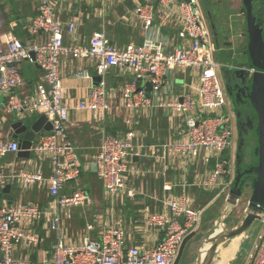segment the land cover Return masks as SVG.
I'll return each instance as SVG.
<instances>
[{
  "label": "built area",
  "instance_id": "2783aa9c",
  "mask_svg": "<svg viewBox=\"0 0 264 264\" xmlns=\"http://www.w3.org/2000/svg\"><path fill=\"white\" fill-rule=\"evenodd\" d=\"M37 1V12L27 26L33 41L13 36L0 40V94L7 114L22 121L34 113L43 114L52 128L36 136L29 149L33 157L22 161L21 168L16 163L0 165V187L14 183L27 190L41 189L49 201L45 206L22 199L0 201V264H36L26 256H17L16 252L30 251L39 244L37 226L42 221L43 229L55 233L56 244L51 257H43L38 264H176L185 240L200 229L204 211L193 208L184 192L164 193L163 210L144 214V225L160 234V239L151 246L129 245L126 231L110 225H97L99 231L94 239L90 235L96 229L94 222L78 233V243L69 242L65 225L69 210L89 207L92 197L82 187L65 191L66 184L79 181L82 166L68 137L67 125L71 111L90 114L101 122L114 112L119 114L126 131L122 135H104L92 162L108 197L113 198L121 191L133 197L135 191L128 186V176L136 169L127 159L143 149L153 148L141 139L138 141L135 126L141 114L164 109L182 118L185 135L184 141L170 143L165 148L179 156L184 166L199 158L208 163L210 158L217 157L201 185L206 190L217 186L220 194L228 189L227 197L235 174L234 159L232 155L229 159L221 158L220 154L233 145L234 119L221 69L234 66L216 60L218 47L200 0H158L156 6L149 0L137 4L133 15L141 25L144 38L141 43L123 46L112 43L103 30L92 33L86 43L80 41V15L63 21L57 13L58 0ZM72 1L89 4L108 0ZM156 18L164 25L176 21L175 35L160 38L157 28V36L153 38L149 31ZM65 37L70 41L66 43ZM64 57L88 61L98 77L86 97L74 104L64 101L66 91L60 69ZM23 60L38 66L42 75L32 89L19 94ZM237 67L245 69L249 77L253 73L249 65ZM112 69L131 76L122 85L119 103L112 100L113 95L107 89V75ZM187 70L197 78V84L183 82L177 96L161 100L166 82L174 84L175 75ZM76 75L90 78L86 71ZM146 83L151 85L149 91ZM224 107L228 115L223 114ZM210 112L214 115L207 114ZM19 150L18 141L0 129V158ZM44 161L50 168L47 174L42 166ZM222 176L228 177L227 182H219ZM163 188L170 190L168 186ZM244 264H264V217L258 223Z\"/></svg>",
  "mask_w": 264,
  "mask_h": 264
},
{
  "label": "crops",
  "instance_id": "0c3cea01",
  "mask_svg": "<svg viewBox=\"0 0 264 264\" xmlns=\"http://www.w3.org/2000/svg\"><path fill=\"white\" fill-rule=\"evenodd\" d=\"M145 1L149 0H108L104 3L96 1L89 4L75 3L72 0H58L57 13L63 21L68 20L69 16L80 15L79 33L82 37L80 41H84V43L87 42L92 33L103 30L111 42L118 46L131 42L138 44L141 43L144 37L141 32V25L133 15V10L137 4ZM150 1L153 4L155 2V0ZM37 8V0H0V40H6L13 36L22 41H33V37L27 31V26L30 18L37 12ZM177 27L176 21L173 24L164 25L160 24L156 18L153 29L149 31V34L153 38L156 37V29L159 28L158 36L160 38L172 37L175 35ZM213 38L215 40L216 37L213 35ZM69 41L65 37V42ZM60 69L66 91L64 99L66 103L74 104L79 99L85 98L90 87L98 82L96 72L88 61L64 57L62 58ZM82 71H86L90 78L86 79L76 75ZM20 73L23 83L17 89V92L23 94L32 89L33 84L41 77L42 70L29 61L23 60L20 63ZM179 74L181 77L177 78L175 75L176 81H174V84L166 82L164 93L160 96L161 100L165 97L177 96L178 94L175 93L177 84L181 85L183 82L197 84L198 82L197 78L193 77L189 70L184 74ZM130 79V75H121L117 69H112L107 75V89L109 94L113 95L112 100L115 103H119L123 83ZM0 95V129L12 138L10 125L17 118L14 115L11 118V114L5 112L4 97L2 94ZM193 97L196 98L195 93ZM231 111L235 117L236 111L234 112L232 106ZM207 114L210 116L214 115L212 112ZM33 115H35V119L39 116L37 113ZM117 115L119 114L114 112L112 116H108L101 122L95 121L90 114L74 111L69 113L67 134L81 156L82 166L79 181L66 184L65 191L69 192L71 189L82 187L92 197V204L89 207H75L69 210V218H66L65 222L69 232V242L78 243V233L85 231L88 223L94 222L96 223V229L90 233L94 239L99 231L97 225H110L112 227H121L126 231L129 245L148 247L155 244L160 239V234L157 230H151L144 225L143 216L146 212H161L163 210L162 196L166 192L175 195L184 192L193 208H200L201 205H205L202 207L205 211L211 210V213L213 212L208 220L204 221L202 218L201 228L205 227L210 220L218 217L222 205L216 207L214 203L220 195L219 187L214 186L212 189L206 190L201 185L205 174L214 168L218 158L212 157L208 163H204L199 158L184 166L179 156L168 152L165 148L166 145L184 141V124L182 118H178V116H174L164 109L147 115L141 114L139 122L135 126L138 141L141 139L146 146H153L150 149L151 151L143 149L130 157L133 163L130 166L135 168L136 172L129 174L128 186L134 189L135 195L128 197L125 191H121L111 198L105 194L102 183L95 172L92 159L99 151L104 135H122L126 131L121 117ZM222 155L224 154L222 153ZM231 155L234 159L235 171L237 149L236 151L231 149ZM134 156L139 157L134 160ZM30 157V153L28 158L19 157L18 153L9 154L0 158V165L7 166L10 163H16L17 167L21 168L23 165L22 161L24 163ZM42 166H44L46 174L50 172L46 161L42 162ZM9 185L11 201L22 199L26 202H34L40 206H45L49 201V196L44 190L37 188L27 190L14 183ZM165 186L170 187V190L164 191L163 187ZM4 187H0V201H8L1 196V191ZM210 193L214 195L212 198L209 197ZM41 223L37 226V232L41 238L39 244L32 247L30 251L23 249L16 252L17 256H26L36 264L40 263L43 257L50 258L56 244L55 233L52 231L47 232L41 227ZM201 228L198 231H201ZM195 235L185 240L176 264H178L181 255L185 258V264L191 262L190 244L195 239Z\"/></svg>",
  "mask_w": 264,
  "mask_h": 264
},
{
  "label": "water",
  "instance_id": "95a60500",
  "mask_svg": "<svg viewBox=\"0 0 264 264\" xmlns=\"http://www.w3.org/2000/svg\"><path fill=\"white\" fill-rule=\"evenodd\" d=\"M189 1V0H185ZM203 3L204 0H201ZM158 0H155L156 6ZM241 13L244 15L245 35L247 38V51L249 65L253 69L252 75L243 68L230 67L222 69V80L226 83V91L230 98H233L229 87L236 91L234 103L249 104L253 115L243 114L244 126L242 133L247 130H255L257 145L253 154L256 157V163L245 169H241L240 150L243 141H238L236 155V169L229 195L224 199V204L219 211L218 217L210 220L201 231L194 236L195 239L190 244L191 262L189 264H232L243 250V245L248 236L240 241V237L250 231L252 224L264 217V17L261 24L257 23V15L254 13L253 0H241ZM205 8L207 6L205 5ZM209 15V13H207ZM211 16H209L210 18ZM211 28L214 24L211 23ZM33 58V53L31 54ZM151 85L146 83V90L149 91ZM237 98V99H236ZM240 111H236V117H240ZM240 124V123H239ZM12 138L19 143L20 150L18 156L28 158L29 149L33 140L40 133L51 130L52 125L41 114L30 125L22 120H16L11 123ZM241 133H239V136ZM139 156H134V160ZM246 175H252L253 178L249 185L250 193L247 206L242 219L234 226L227 227L226 219L229 212L234 208L242 194L243 179ZM10 185L7 184L1 191L3 198L10 200ZM237 239L238 247L232 255L223 260L232 240ZM220 260V262H219Z\"/></svg>",
  "mask_w": 264,
  "mask_h": 264
},
{
  "label": "rangeland",
  "instance_id": "374dc122",
  "mask_svg": "<svg viewBox=\"0 0 264 264\" xmlns=\"http://www.w3.org/2000/svg\"><path fill=\"white\" fill-rule=\"evenodd\" d=\"M204 1L205 2L203 3L200 0L201 7L202 9L205 8L204 4H206V6L207 5L209 6V10H210L212 17L209 18V16L206 13L205 15H206L209 25L211 26V23L214 24L215 30L214 31L212 30V32H213V35H214V32L217 34L216 37L218 38V41H219V47L217 48V51L215 53L216 60L221 61V62L223 61L224 63L228 65H232L234 67L247 65L249 62V59L246 54L247 42L244 37L245 35L244 16L238 14L239 9L241 7L240 2L236 0H227V1L225 0H204ZM221 72L223 73L222 69H221ZM178 74H176V77L180 78L181 75L180 74L178 75ZM179 91H180V85L177 84L175 88V93L178 94ZM223 114L228 115L226 107H224L223 109ZM32 115L28 117L27 119H25L23 122L30 125V123L35 119V115L33 116ZM11 116L12 115H10V117ZM13 117L14 116H12L11 118ZM182 117L184 119V116ZM233 119H234V123H233L234 135H233V140H232L233 145L232 147H228L222 151L224 155H222L221 153L220 154L222 155L221 158L229 159L231 155V149L236 151L237 145H238L237 142L240 140L243 141V145L245 144L246 148H250L252 146L251 148L254 149L256 147L255 146V141H256L255 140V136H256L255 130H250L249 136L247 138L245 137L244 139L242 135L240 136L237 135L234 115H233ZM31 157H33V154H31ZM128 164L129 165L133 164L132 161L130 160V157L128 158ZM227 180H228V177L222 176L219 179V182L225 183L227 182ZM249 184L250 183L248 181V185L245 186L246 189L241 194V197L239 198L237 205L234 208H232V210L227 215L226 225L228 228L236 225L242 219L244 215V211L246 209L247 201H248L249 193H250ZM227 194H228V189H225L218 196L214 205L216 207H218L219 205L223 206L224 199ZM212 214L213 212L211 213V210L210 211L204 210L202 214L203 220L204 221L208 220L209 216ZM257 226H258V221L252 224L250 231L246 232V234L240 237V241H241L242 239H244L245 235L248 236L247 240H245V243L243 245V250L240 254V257L237 258V260L234 261L232 264H244L245 263L247 254L250 252L254 238H255ZM184 259H185L184 256L181 255L178 260V264H185Z\"/></svg>",
  "mask_w": 264,
  "mask_h": 264
},
{
  "label": "trees",
  "instance_id": "16d2710c",
  "mask_svg": "<svg viewBox=\"0 0 264 264\" xmlns=\"http://www.w3.org/2000/svg\"><path fill=\"white\" fill-rule=\"evenodd\" d=\"M253 7H254V13L257 15V23L261 24L263 17H264V0H254ZM211 17H212V15H211ZM212 30L214 31L215 27ZM216 36H217V34L214 32V37H216ZM215 40H216L217 47H219V41H218L217 37L215 38ZM249 134H250V130H248L247 133H243L242 137L245 139V137L247 138L249 136ZM255 140H256V136H255ZM256 145H257V140L255 141V146ZM242 146L243 147H241L239 154H240V157L242 159L241 169H245V168H249V167L253 166L256 163V157L253 154L254 149L251 148L252 146L250 148H246L245 144ZM78 155H79V158H81L80 154H78ZM252 178H253L252 175H246L244 177L242 193L246 189L245 186L248 185V181H249V183H251L250 181L252 180ZM213 196H214L213 193L209 194L210 198H212ZM203 206H205V205H201L200 208H202Z\"/></svg>",
  "mask_w": 264,
  "mask_h": 264
},
{
  "label": "flooded vegetation",
  "instance_id": "af4514ba",
  "mask_svg": "<svg viewBox=\"0 0 264 264\" xmlns=\"http://www.w3.org/2000/svg\"><path fill=\"white\" fill-rule=\"evenodd\" d=\"M225 1H227V0H225ZM236 1H239L240 2V4H241V0H236ZM253 4H254V0H253ZM205 5L206 4H204V7H205ZM241 7H242V4H241ZM241 7H240V9H241ZM240 9H239V15H243L242 13H241V11H240ZM203 10H204V12L207 14V13H209V15L208 16H211V13H210V10H209V6L207 5V8H203ZM230 16V15H229ZM244 16V15H243ZM244 37H245V39H246V41H247V38H246V35H244ZM221 75H222V72H221ZM224 86H225V89H226V83H224ZM229 90L232 92V96H233V98H230V96L228 95V93H227V95H228V98H229V101H230V104H231V106H232V108L234 109V112L235 111H240V117L239 118H237L236 117V113H235V125H236V131H237V135H239V133H241V135L243 134L242 133V131H241V129L240 128H242L243 126H244V120L242 119V115L243 114H247V113H249L251 116L253 115V111H252V108L250 107V105L249 104H242V103H240V98H236L238 101H239V103H234L233 102V100L235 101V94H236V91H234L232 88H230L229 87ZM227 92V91H226ZM233 99V100H232ZM240 123V124H239ZM248 131V130H247Z\"/></svg>",
  "mask_w": 264,
  "mask_h": 264
},
{
  "label": "bare ground",
  "instance_id": "6f19581e",
  "mask_svg": "<svg viewBox=\"0 0 264 264\" xmlns=\"http://www.w3.org/2000/svg\"><path fill=\"white\" fill-rule=\"evenodd\" d=\"M237 245H238V242H237V239L235 238L234 240H232V242L229 244L226 252L224 253V256H223V260H226V258L230 255H232L235 250L237 249Z\"/></svg>",
  "mask_w": 264,
  "mask_h": 264
}]
</instances>
